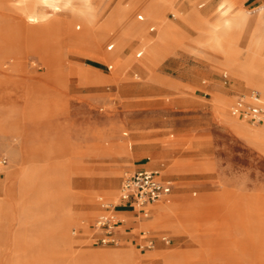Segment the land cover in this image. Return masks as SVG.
I'll return each mask as SVG.
<instances>
[{"label": "rangeland", "instance_id": "374dc122", "mask_svg": "<svg viewBox=\"0 0 264 264\" xmlns=\"http://www.w3.org/2000/svg\"><path fill=\"white\" fill-rule=\"evenodd\" d=\"M259 11L264 0H0V264L21 249L37 264L97 250L128 251L126 264H264V136L233 126L264 123L230 113L264 89L193 17L212 29ZM255 41L232 40L235 57H259ZM154 161L173 180L154 205L168 207L113 212L124 236L94 242L122 179Z\"/></svg>", "mask_w": 264, "mask_h": 264}, {"label": "built area", "instance_id": "2783aa9c", "mask_svg": "<svg viewBox=\"0 0 264 264\" xmlns=\"http://www.w3.org/2000/svg\"><path fill=\"white\" fill-rule=\"evenodd\" d=\"M139 55L140 53L137 54ZM230 113L251 123H264V102L260 92L251 90L247 94L238 96L230 106ZM172 187V180L163 178L158 169L137 170L124 177L118 190L119 202L112 207L104 204L107 213L100 214L93 223L94 242L101 245L118 244L117 226L120 221L112 214L116 207L127 205L147 217V206L164 200L170 194ZM162 240L169 242L167 236H163ZM149 242L151 245V241Z\"/></svg>", "mask_w": 264, "mask_h": 264}, {"label": "crops", "instance_id": "0c3cea01", "mask_svg": "<svg viewBox=\"0 0 264 264\" xmlns=\"http://www.w3.org/2000/svg\"><path fill=\"white\" fill-rule=\"evenodd\" d=\"M193 17H194V22L196 23V25H198V27H200V28L207 27V29H209L207 32H199V37L204 35L205 39L208 41L207 43L209 45L213 46L216 44V48L219 49L221 52H224L226 55H229L231 53H232V55L235 53H239V50L235 46V44L232 43L231 41H228L227 38L224 35H222V33L219 30H215V28H214L219 23L224 22L225 18H227V17L220 19L218 21V23L213 26L212 29L208 28V26H206L205 21L203 20L202 17H199L195 13L193 14ZM261 17L264 19V12L261 13ZM260 38H261V41L263 43V48L259 51L260 54L258 53L259 57H255V55H253V54H255L253 51H249L250 53L248 52V55L251 57V59L255 63V70H256L255 73L251 74V78H247V77H244L239 72H237L240 76H242L246 80L248 85H254L256 87L258 84L260 86L264 85V27H262V29H261ZM138 53H140V55H141L142 52L138 51L136 53V56ZM239 66H240V62H237L236 65H232V66L230 65V67L235 71H237L236 69ZM260 94L262 96L261 92H260ZM233 126L235 128H237V130H240L245 135L253 136V135H257V134H260V135L262 134L264 136V127L247 128V127H244L242 125H233ZM153 166H155V161L150 162V163L147 162V163L141 164L140 165L141 168L139 170L150 169ZM174 169H176V167H175V165L172 164L170 166V170L172 171ZM159 171L162 174L163 178L172 180L170 177H168L164 174L167 171H165V170L164 171L159 170ZM172 182H173V180H172ZM172 189H173V187H172ZM154 204L155 203L147 206V211H148L147 217H144L137 210H135L136 217L149 218L151 211H152V207L155 209V213H158L160 215L159 211L156 210V207H158V206L157 205L155 206ZM131 208H133V207H130L127 205H119L117 208L114 209V212L115 213H126V212H129ZM119 221L120 222L118 223L117 229H119V227L124 225L122 220H119ZM122 235L123 234H121V235L117 234L118 238H119V236H122ZM132 257L133 256L128 251H124V252L123 251H109V250L87 251V252H82L80 254L79 253L76 254L74 256V258L69 259L67 261V263H65V264H126L127 262L129 263V261H132V263H134L135 260H133ZM49 261H51L52 264L53 263L60 264V261H58L59 262L58 263V262H56V259H52ZM39 263L42 264L41 261ZM15 264H37V263H35V261L30 262L29 258L26 257L25 254H23L22 249H21L19 252H17V255L15 256ZM43 264H49V262H46L44 260Z\"/></svg>", "mask_w": 264, "mask_h": 264}, {"label": "bare ground", "instance_id": "6f19581e", "mask_svg": "<svg viewBox=\"0 0 264 264\" xmlns=\"http://www.w3.org/2000/svg\"><path fill=\"white\" fill-rule=\"evenodd\" d=\"M259 21H261V12L259 11L256 16L254 17H247L245 16L242 12H238L236 15L230 16L227 19L222 22V32L225 33L228 38L230 37V32H233V37L230 39L236 40V41H243L245 42V46L242 47L243 49L247 47L250 38L252 37V33L256 32V47L262 49L263 48V43L260 38V32L262 27L259 25ZM239 46L241 45L240 43ZM243 45V44H242ZM250 53V52H249ZM236 54H229L230 57V62L231 64L236 65L237 62H240V66L237 68L238 71L242 72L245 77L251 78V74L255 73V63L251 59V57L248 55V52L246 53V56L244 60L239 61L238 57ZM255 57H257L256 54ZM112 68V66H111ZM89 75V74H88ZM87 78V77H86ZM100 78V77H99ZM258 87H262L264 89V85H257ZM262 97V96H261ZM263 102L264 99L262 98ZM174 205V204H173ZM172 205V206H173ZM168 207L167 204L165 203H160L158 206V211L162 212Z\"/></svg>", "mask_w": 264, "mask_h": 264}]
</instances>
